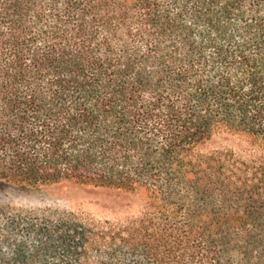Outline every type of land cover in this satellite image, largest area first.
<instances>
[{
	"label": "trees",
	"instance_id": "trees-1",
	"mask_svg": "<svg viewBox=\"0 0 264 264\" xmlns=\"http://www.w3.org/2000/svg\"><path fill=\"white\" fill-rule=\"evenodd\" d=\"M0 264H264V0H0Z\"/></svg>",
	"mask_w": 264,
	"mask_h": 264
},
{
	"label": "rangeland",
	"instance_id": "rangeland-1",
	"mask_svg": "<svg viewBox=\"0 0 264 264\" xmlns=\"http://www.w3.org/2000/svg\"><path fill=\"white\" fill-rule=\"evenodd\" d=\"M92 186L82 184L79 181H61L55 184L38 188L21 190L16 200L22 201L26 207L31 208H76L82 207L96 211V201L100 194L90 192Z\"/></svg>",
	"mask_w": 264,
	"mask_h": 264
}]
</instances>
